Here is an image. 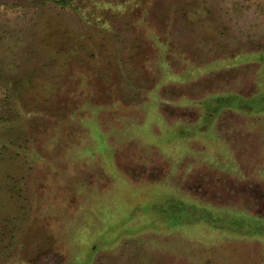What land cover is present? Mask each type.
Returning a JSON list of instances; mask_svg holds the SVG:
<instances>
[{
	"label": "rangeland",
	"instance_id": "rangeland-1",
	"mask_svg": "<svg viewBox=\"0 0 264 264\" xmlns=\"http://www.w3.org/2000/svg\"><path fill=\"white\" fill-rule=\"evenodd\" d=\"M248 213L264 0H0V264H264Z\"/></svg>",
	"mask_w": 264,
	"mask_h": 264
},
{
	"label": "trees",
	"instance_id": "trees-1",
	"mask_svg": "<svg viewBox=\"0 0 264 264\" xmlns=\"http://www.w3.org/2000/svg\"><path fill=\"white\" fill-rule=\"evenodd\" d=\"M54 1L61 3V4L66 2V0H54ZM7 97L10 98V95H8ZM225 97H227V96H225ZM225 97H223V96L214 97L211 100H212V102L214 101L216 104H220V106H223V105H226L227 103H229L228 101H230V100H228V101L224 102ZM211 100L208 102V104H206L209 108L208 110L206 109L207 111L205 113V117H207V118L213 117L215 115V113L213 112V110L209 106V103L211 102ZM183 210H189L192 213L193 212L195 213L194 215H190V218L192 220L190 219L187 221L186 220L183 221L182 218L179 217V216H181L180 212H182ZM173 211L174 212H172V213L177 214L176 216H174L176 218L175 221H178L181 224L188 222V221H196L198 219L203 218L206 223H208L212 226H217L214 224L219 222L220 220L222 221L224 219L223 213H219V214L214 213L209 207L203 206V205L180 203L179 206H177L176 209H174ZM231 216H232L231 222L236 223L238 225V227L237 228L235 227L234 229H236V230L238 229L240 234L248 235V236L264 235V216L252 215L249 213L246 215L241 214L240 216H242V220L236 218V217H238L237 214H232ZM170 220H172V219H170ZM218 227H220V226H218ZM231 228H233V227H231Z\"/></svg>",
	"mask_w": 264,
	"mask_h": 264
}]
</instances>
